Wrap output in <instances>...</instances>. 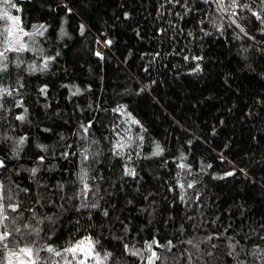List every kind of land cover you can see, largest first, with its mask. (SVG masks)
<instances>
[{"label":"trees","instance_id":"trees-1","mask_svg":"<svg viewBox=\"0 0 264 264\" xmlns=\"http://www.w3.org/2000/svg\"><path fill=\"white\" fill-rule=\"evenodd\" d=\"M222 3L252 40L214 0L0 3L24 31L45 26L23 37L28 51L0 61L9 231L39 228L37 247L61 252L90 238L102 264H148L153 240L155 264H264V0ZM9 26L0 19V51ZM12 241L0 246V264L32 244ZM63 261L45 249L37 264Z\"/></svg>","mask_w":264,"mask_h":264},{"label":"snow or ice","instance_id":"snow-or-ice-1","mask_svg":"<svg viewBox=\"0 0 264 264\" xmlns=\"http://www.w3.org/2000/svg\"><path fill=\"white\" fill-rule=\"evenodd\" d=\"M169 2H171V0H169ZM177 2H179V0H177ZM220 2H222V0H220ZM0 3H10V0H0ZM12 7H15V5H11ZM241 5L239 4V0H232V7H240ZM163 7V5L161 6ZM243 7H249V5H243ZM225 11H227V9H224ZM69 11H71L69 9ZM0 19H7V20H11L12 21V26L7 30V37L11 38L5 41L7 47H5L4 51H0V61H6L7 60V55L6 53L9 51L12 52H16V53H21L24 51H28L29 47L26 43L23 42V37L24 36H34V35H43V30H45V26L44 25H39V26H33V28L35 29L34 32L30 33V32H26L24 31L22 28L18 27L19 24V20L20 18L18 16H9L7 11H4L2 13H0ZM84 30V26L81 25V32H83ZM108 44L111 43V41H107ZM97 56H100L101 54L99 52L96 53ZM54 59V57H47L46 61L43 65V68L41 69V71H43L44 69H46L48 67L47 61L48 60H52ZM7 68V64L6 63H0V72L4 71ZM32 70H35L34 68ZM4 91H7L6 89ZM43 91V89H42ZM77 91H79V89H77ZM75 94V93H74ZM114 111H123V108L120 109H115ZM18 119L23 120L24 117L23 116H19ZM132 123H139V121H131ZM91 124H89L88 126H81L83 128V131L85 133H87L88 131V127H90ZM25 137H22L18 142V146L19 145H23L24 141H25ZM140 139H143V137H140ZM127 145H125L124 143H120L118 142L116 147L118 149H123L125 148ZM41 148H44L43 145H40ZM163 151V149L157 144L156 145V151L153 153V155H159L161 154ZM18 154V152H17ZM65 158H67V153L62 154ZM39 162H43L44 157L41 156L38 158ZM84 159H87V156L84 157ZM5 162L3 160V158H0V168H5ZM181 167H184V165H181ZM32 174H35L39 171L38 168H32L31 170ZM126 174L127 175H131V176H135V170L132 168H128L126 169ZM233 173L229 172L226 173V175H232ZM79 179L81 182H83V190H87L89 188V185L87 184V172L84 169H81V172L79 174ZM193 185L189 184L188 187L191 188ZM58 187L62 188V185H59ZM181 188H183V185H180ZM26 191V190H25ZM5 199V186L3 184V182H0V246H2L4 249H8V241L9 238L12 237L13 238V243H20L21 241L24 240L25 236L31 237L32 239V244L31 246L28 243H25L24 247H22L20 249V253H24L27 255L28 257V264H37L38 259H39V252L42 250H47L50 253H54L56 256H64V261L63 264H73V261L76 260V257L79 253H83L84 254V258L83 259H79L76 261V264H86L87 259L90 257H94L98 264H102L101 260H100V254L96 253L94 251L95 248V244L94 242L90 239V238H85L81 241H78L75 244H72L68 247H65L63 249V251H58L57 249H55L53 246L51 245H46L43 247H37V241L39 239V233H40V229L39 228H33L31 227L29 224H24L23 227L26 229H29L28 232H22L20 227H15L13 231H9L8 230V226L5 223V221L8 219L7 216L4 215V201ZM8 199H11V192L9 189V194H8ZM87 206V205H85ZM8 207H11L13 211H15L19 205H8ZM91 207H95V205H92ZM105 215H107V213L105 212ZM13 223H15V221H13ZM42 223V221H41ZM14 233L16 235H14ZM18 236V238H16ZM207 239L211 240L212 237H208ZM188 243H191V241H188ZM153 244H157L159 246V242L156 240H153L151 243L147 244L146 250L150 252V256L147 257L148 260V264H155L156 260H160L161 257L156 253V251L153 250ZM163 247H172V242L169 241L167 245L163 246ZM125 249L126 251L128 250V246L125 245ZM68 253L72 254L73 259L70 260L67 258ZM134 255H142L140 253L139 250L135 251L133 253ZM111 253H106L105 256L103 257L104 261H107L110 257H111ZM13 256L18 257L17 253L8 252V264H12V260L11 258ZM35 257V258H34ZM189 259H191V257H189ZM21 264H23V261L21 262ZM57 264H59V262H57Z\"/></svg>","mask_w":264,"mask_h":264},{"label":"water","instance_id":"water-1","mask_svg":"<svg viewBox=\"0 0 264 264\" xmlns=\"http://www.w3.org/2000/svg\"><path fill=\"white\" fill-rule=\"evenodd\" d=\"M217 4V6L219 7L220 11L222 12V14L233 24L234 27H236L244 36H246L247 38L251 39L243 30L242 28H240V26L238 25V23H236V21L232 18V16L227 13V11H225L223 3L220 2V0H214ZM252 40V39H251Z\"/></svg>","mask_w":264,"mask_h":264},{"label":"rangeland","instance_id":"rangeland-1","mask_svg":"<svg viewBox=\"0 0 264 264\" xmlns=\"http://www.w3.org/2000/svg\"><path fill=\"white\" fill-rule=\"evenodd\" d=\"M11 26H12V21L10 20V26H9V28H10ZM18 27L21 28V27H20V20H19ZM10 39H11V38H10ZM101 49H102V47L99 45V46H98V50L101 51ZM17 254H18V257H16L17 264H21L22 261H23V264H25V263H26V257H27V255H26V254H23V255L21 256V255H19L18 252H17ZM24 256H25V257H24Z\"/></svg>","mask_w":264,"mask_h":264}]
</instances>
